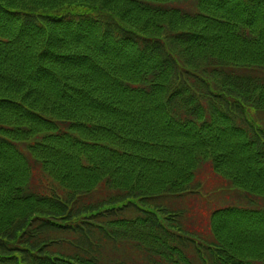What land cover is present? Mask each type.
<instances>
[{
    "label": "trees",
    "instance_id": "1",
    "mask_svg": "<svg viewBox=\"0 0 264 264\" xmlns=\"http://www.w3.org/2000/svg\"><path fill=\"white\" fill-rule=\"evenodd\" d=\"M0 264H264V0H0Z\"/></svg>",
    "mask_w": 264,
    "mask_h": 264
},
{
    "label": "rangeland",
    "instance_id": "2",
    "mask_svg": "<svg viewBox=\"0 0 264 264\" xmlns=\"http://www.w3.org/2000/svg\"><path fill=\"white\" fill-rule=\"evenodd\" d=\"M32 175L35 185L47 184L51 181L49 178L46 180L38 169H35ZM196 178V183L201 185L199 194L162 198L160 205L168 212L183 213L184 225L188 231L203 232L208 235L211 211L217 206L235 203L241 194L236 189L228 191L226 182L211 173L209 165H203L197 172ZM213 190L216 191L212 192Z\"/></svg>",
    "mask_w": 264,
    "mask_h": 264
}]
</instances>
